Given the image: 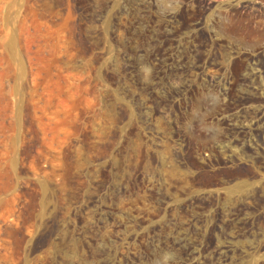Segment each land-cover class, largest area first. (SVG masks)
Returning a JSON list of instances; mask_svg holds the SVG:
<instances>
[{
  "label": "rangeland",
  "instance_id": "obj_1",
  "mask_svg": "<svg viewBox=\"0 0 264 264\" xmlns=\"http://www.w3.org/2000/svg\"><path fill=\"white\" fill-rule=\"evenodd\" d=\"M208 1L0 0V264H264V0Z\"/></svg>",
  "mask_w": 264,
  "mask_h": 264
},
{
  "label": "bare ground",
  "instance_id": "obj_2",
  "mask_svg": "<svg viewBox=\"0 0 264 264\" xmlns=\"http://www.w3.org/2000/svg\"><path fill=\"white\" fill-rule=\"evenodd\" d=\"M208 1V0H207ZM208 2H210V1H208ZM212 2V1H211ZM259 6H261V2L260 1H256V3H253V2H249V4H247V5H240L239 7L242 9V10H252V11H260V9H259ZM249 33H251V32H249ZM255 34V33H254ZM253 38V37H252ZM256 38V37H255ZM254 38V39H255ZM258 38H259V44L260 45H262V46H264V33L262 32V34H260V35H258ZM253 45V44H252ZM264 48V47H263ZM258 52V51H257ZM264 52V51H263ZM259 53V52H258ZM256 54V53H255ZM263 54V53H262ZM260 57V56H259ZM258 57V58H259ZM259 60V62L260 61H262L263 63H264V56H263V58H261V59H257V61ZM260 65H262V64H260ZM257 67V66H256ZM258 68V67H257ZM254 69V68H253ZM264 69V68H263ZM251 70V69H250ZM256 70H258V69H256ZM254 72V71H253ZM256 73H257V71H256ZM258 76H260V75H258ZM260 114H261V112H260ZM264 116V115H263ZM261 120V119H260ZM262 125V124H261ZM262 186V185H261ZM260 189H261V187H260ZM261 191V190H260Z\"/></svg>",
  "mask_w": 264,
  "mask_h": 264
}]
</instances>
